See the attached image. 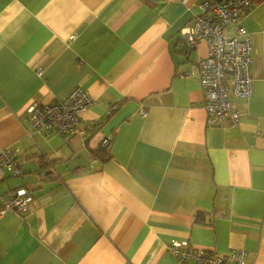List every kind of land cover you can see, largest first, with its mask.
Listing matches in <instances>:
<instances>
[{"label":"crops","instance_id":"1","mask_svg":"<svg viewBox=\"0 0 264 264\" xmlns=\"http://www.w3.org/2000/svg\"><path fill=\"white\" fill-rule=\"evenodd\" d=\"M202 1L0 0V149L20 168L0 206L21 186L33 197L0 215V264H191L172 239L264 264V0L241 20L251 94H231L236 126L208 124L199 75L182 74L206 54L181 34ZM77 84L93 126L34 131L28 104Z\"/></svg>","mask_w":264,"mask_h":264},{"label":"built area","instance_id":"2","mask_svg":"<svg viewBox=\"0 0 264 264\" xmlns=\"http://www.w3.org/2000/svg\"><path fill=\"white\" fill-rule=\"evenodd\" d=\"M252 1L204 0L193 22L181 29L188 48L201 41L206 44V54L191 62L189 69L182 74L189 76L196 72L199 75L208 124L226 121L231 126L238 125L240 112L235 108L231 94L240 97H249L251 94L250 39L241 20ZM229 25L234 30L233 34L225 31ZM92 103L88 92L77 84L59 100L31 101L26 112L34 131L50 130L61 135L83 134L86 128L93 126V122L83 128L80 125V113ZM115 107L116 104H110L108 112L111 113ZM107 141L104 139L102 145H106ZM7 172L15 175L20 173L16 151L10 146L0 149V180ZM32 200L26 186L18 187L0 206V215L7 209L26 212ZM166 248L174 258L191 264H246V253L241 249L218 254L174 239Z\"/></svg>","mask_w":264,"mask_h":264},{"label":"trees","instance_id":"3","mask_svg":"<svg viewBox=\"0 0 264 264\" xmlns=\"http://www.w3.org/2000/svg\"><path fill=\"white\" fill-rule=\"evenodd\" d=\"M101 147L104 148L105 150H107V148H108V143H107L106 145H102ZM106 155H107V153H106ZM106 155H105V156H106Z\"/></svg>","mask_w":264,"mask_h":264}]
</instances>
